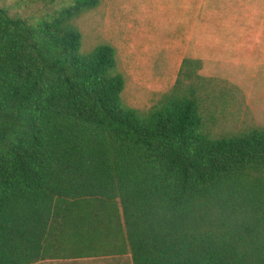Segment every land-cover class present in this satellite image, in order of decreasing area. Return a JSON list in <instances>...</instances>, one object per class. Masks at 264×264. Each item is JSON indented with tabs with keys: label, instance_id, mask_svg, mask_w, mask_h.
I'll return each mask as SVG.
<instances>
[{
	"label": "trees",
	"instance_id": "obj_1",
	"mask_svg": "<svg viewBox=\"0 0 264 264\" xmlns=\"http://www.w3.org/2000/svg\"><path fill=\"white\" fill-rule=\"evenodd\" d=\"M72 0L35 21L0 5V264L131 254L133 264H264V127L214 131L251 110L183 59L146 110L125 103L117 50H82Z\"/></svg>",
	"mask_w": 264,
	"mask_h": 264
},
{
	"label": "rangeland",
	"instance_id": "obj_2",
	"mask_svg": "<svg viewBox=\"0 0 264 264\" xmlns=\"http://www.w3.org/2000/svg\"><path fill=\"white\" fill-rule=\"evenodd\" d=\"M71 4L72 0H0L12 14L35 21ZM182 5L179 0H104L75 21L83 36L82 50L89 53L101 44L116 48L118 68L126 78L124 101L141 110L173 87L184 57L206 58L210 69L204 63L200 73L238 85L251 110L248 114L245 107L240 113L231 107L217 109L214 131L236 134L250 125L264 127V0L260 27L166 24L178 21L176 11Z\"/></svg>",
	"mask_w": 264,
	"mask_h": 264
},
{
	"label": "crops",
	"instance_id": "obj_3",
	"mask_svg": "<svg viewBox=\"0 0 264 264\" xmlns=\"http://www.w3.org/2000/svg\"><path fill=\"white\" fill-rule=\"evenodd\" d=\"M179 1L182 2L183 5L180 7L179 11L178 10L176 11V16H178L176 19L178 21L174 23L166 22V24L213 25V26L234 25L238 27H243L246 25H254V26L257 25L260 27L262 24V18L260 14V10L262 9L261 0H251L253 1V3H250L249 5L245 4L246 0H179ZM141 24L150 25L151 23H141ZM258 38L260 39V37ZM191 58L201 59L203 61L202 69H204V63H205V67L207 69H210L209 63H207L206 58H199L198 56ZM210 77H215V76H210ZM33 264H133V260L131 254H126L121 256H107V257L47 259V260H41Z\"/></svg>",
	"mask_w": 264,
	"mask_h": 264
}]
</instances>
